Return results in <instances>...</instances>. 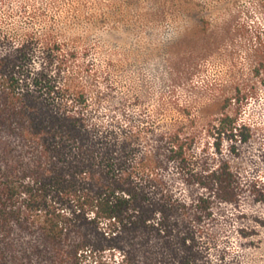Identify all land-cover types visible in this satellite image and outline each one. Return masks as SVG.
Listing matches in <instances>:
<instances>
[{
  "label": "trees",
  "instance_id": "16d2710c",
  "mask_svg": "<svg viewBox=\"0 0 264 264\" xmlns=\"http://www.w3.org/2000/svg\"><path fill=\"white\" fill-rule=\"evenodd\" d=\"M32 40L0 35V264H216L206 222L264 183L177 132L102 123L85 85L26 69ZM212 129L250 139L229 115Z\"/></svg>",
  "mask_w": 264,
  "mask_h": 264
},
{
  "label": "rangeland",
  "instance_id": "374dc122",
  "mask_svg": "<svg viewBox=\"0 0 264 264\" xmlns=\"http://www.w3.org/2000/svg\"><path fill=\"white\" fill-rule=\"evenodd\" d=\"M2 34L32 36L26 69L85 85L102 123L177 132L200 165L264 183V0H0ZM223 115L247 143L212 129ZM205 229L214 263L264 264V203L220 206Z\"/></svg>",
  "mask_w": 264,
  "mask_h": 264
}]
</instances>
